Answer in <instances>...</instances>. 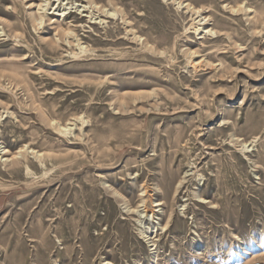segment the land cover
Wrapping results in <instances>:
<instances>
[{
  "label": "rangeland",
  "instance_id": "obj_1",
  "mask_svg": "<svg viewBox=\"0 0 264 264\" xmlns=\"http://www.w3.org/2000/svg\"><path fill=\"white\" fill-rule=\"evenodd\" d=\"M4 148L0 264H264V0H0Z\"/></svg>",
  "mask_w": 264,
  "mask_h": 264
},
{
  "label": "bare ground",
  "instance_id": "obj_2",
  "mask_svg": "<svg viewBox=\"0 0 264 264\" xmlns=\"http://www.w3.org/2000/svg\"><path fill=\"white\" fill-rule=\"evenodd\" d=\"M93 1V0H92ZM163 1H166V0H163ZM191 7V6H190ZM60 8V7H59ZM40 9V8H39ZM42 21H43V18H41V25H42ZM59 21V20H58ZM209 33V32H208ZM141 41V40H139ZM24 150V149H23ZM24 152V151H23ZM22 151H20L18 154H12L11 158H8L6 160H4L5 163H10L11 166H15L17 165V163L21 160V158H24L23 156V153ZM6 154V153H10V151H6V149L4 148V150H0V154ZM23 153V154H22ZM214 183V182H213ZM183 184V181L180 182L178 185H182ZM178 192L177 188H174V195ZM199 200L202 204H211L210 202H208L207 200H205L204 198L202 197H199ZM159 206V205H157ZM148 231V230H147ZM149 233V232H148ZM143 238L145 240H149L150 241V237L147 235V233H143ZM148 242V241H147ZM150 244V242H148ZM156 245L155 244H152L151 247H155ZM157 257V256H156Z\"/></svg>",
  "mask_w": 264,
  "mask_h": 264
}]
</instances>
